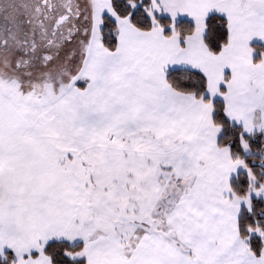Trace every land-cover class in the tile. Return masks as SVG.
I'll use <instances>...</instances> for the list:
<instances>
[{
  "label": "snow or ice",
  "instance_id": "snow-or-ice-1",
  "mask_svg": "<svg viewBox=\"0 0 264 264\" xmlns=\"http://www.w3.org/2000/svg\"><path fill=\"white\" fill-rule=\"evenodd\" d=\"M0 264H264V0H0Z\"/></svg>",
  "mask_w": 264,
  "mask_h": 264
}]
</instances>
